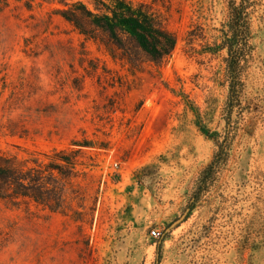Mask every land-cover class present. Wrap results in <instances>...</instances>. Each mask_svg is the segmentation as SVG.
I'll return each mask as SVG.
<instances>
[{"label":"rangeland","instance_id":"374dc122","mask_svg":"<svg viewBox=\"0 0 264 264\" xmlns=\"http://www.w3.org/2000/svg\"><path fill=\"white\" fill-rule=\"evenodd\" d=\"M79 1L0 0V264H264V0L242 110L227 0H133L178 39L134 65L80 33Z\"/></svg>","mask_w":264,"mask_h":264},{"label":"trees","instance_id":"16d2710c","mask_svg":"<svg viewBox=\"0 0 264 264\" xmlns=\"http://www.w3.org/2000/svg\"><path fill=\"white\" fill-rule=\"evenodd\" d=\"M5 2L8 3V0ZM227 4L228 28L225 30L223 48H227L229 53L226 58V80L230 83L229 106L230 110L237 106L242 110L247 86L243 73L255 56V47L252 44V17L257 11L259 2L258 0H227ZM95 5L96 10H92L79 1L71 11V13H76L75 18H69V20L88 39L97 40L98 36L97 32L86 24L98 29L105 36L102 41L111 50L114 58L118 57L117 51H120L122 57L134 65L135 61L139 60L137 56L139 50L146 53L148 58L156 63H164L172 55L178 39L167 28L160 16L146 3H135L133 0H95ZM231 121V118H228L230 127ZM221 146L213 162L204 171L208 177L222 168L223 143ZM9 163L10 161L6 158H0V177L4 171L10 170ZM15 179L24 188L29 187L26 182L33 180L27 173L17 174ZM28 191H34L38 196L43 195V190L36 186ZM23 195L28 194L23 193Z\"/></svg>","mask_w":264,"mask_h":264},{"label":"built area","instance_id":"2783aa9c","mask_svg":"<svg viewBox=\"0 0 264 264\" xmlns=\"http://www.w3.org/2000/svg\"><path fill=\"white\" fill-rule=\"evenodd\" d=\"M153 232H154V233H157V231H156V230H154Z\"/></svg>","mask_w":264,"mask_h":264}]
</instances>
